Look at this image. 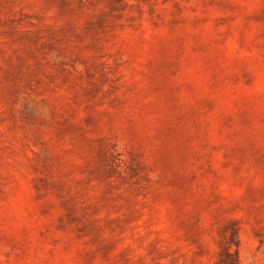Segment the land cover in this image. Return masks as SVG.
<instances>
[{"label":"rangeland","instance_id":"rangeland-1","mask_svg":"<svg viewBox=\"0 0 264 264\" xmlns=\"http://www.w3.org/2000/svg\"><path fill=\"white\" fill-rule=\"evenodd\" d=\"M0 264H264V0H0Z\"/></svg>","mask_w":264,"mask_h":264}]
</instances>
